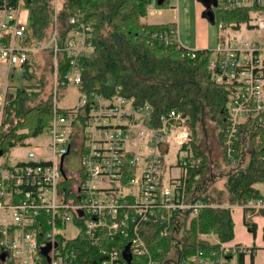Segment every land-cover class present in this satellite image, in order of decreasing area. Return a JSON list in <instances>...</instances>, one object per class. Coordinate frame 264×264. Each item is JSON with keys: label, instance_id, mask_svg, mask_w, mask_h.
<instances>
[{"label": "built area", "instance_id": "built-area-1", "mask_svg": "<svg viewBox=\"0 0 264 264\" xmlns=\"http://www.w3.org/2000/svg\"><path fill=\"white\" fill-rule=\"evenodd\" d=\"M216 8L219 38L208 49L209 68L226 91L221 132L232 159L242 126L264 119V0H218ZM233 11L248 17L221 18ZM29 17L26 0H0V61L8 67L29 61ZM70 23L63 46L57 29L50 41L55 82L48 127L18 144L28 146L24 159H6L0 148V264H159L146 238L150 224L161 225L162 237L175 235L206 206L186 199L190 171L204 161L192 147L191 118L175 108L157 113L121 87L81 94L76 105L62 108L58 88L79 89L83 65L95 50L94 22L72 16ZM156 36L183 46L178 28ZM197 50L183 56L195 58ZM62 53L68 68L61 77ZM172 145L181 173L167 177ZM242 206L251 220L264 201L251 198ZM199 238L212 249L194 252L188 264H237L240 253L251 252L214 231Z\"/></svg>", "mask_w": 264, "mask_h": 264}, {"label": "trees", "instance_id": "trees-1", "mask_svg": "<svg viewBox=\"0 0 264 264\" xmlns=\"http://www.w3.org/2000/svg\"><path fill=\"white\" fill-rule=\"evenodd\" d=\"M152 2L57 0L56 8V0H26V7L30 11L26 45L33 52L34 47L48 44L53 54L54 47L50 41L55 29L58 44L63 46L72 29V16L93 21L95 50L83 65V81L79 87L81 94L93 90L110 94L121 87L126 96L137 102L152 103L157 113L175 108L190 116L194 136L192 147L204 161L198 169L190 171L186 199L189 202H202L206 206L190 219L189 226L187 221L183 223L179 262L188 264L187 259L194 252L212 249L199 238L200 234L214 231L223 241L234 237L230 206L242 205L251 198L264 201V194L256 187V184L264 183V119L257 118L242 126L232 159L226 156L224 149L226 164L234 167L224 187L200 191L202 178L208 173L209 156L198 147L197 128L212 120L220 127L223 141L221 131L225 125L226 91L213 79L209 68L210 50H197L195 58L183 56V51L189 48L177 43L167 44L156 36L177 30L175 22L148 24L143 21ZM157 6H168V0L161 5L157 3ZM247 17V14L239 11L221 16L225 21L244 20ZM67 68L66 56L62 53L59 67L61 77ZM36 96L37 92L28 94L25 88L20 87L15 99L4 105L3 111L8 113L7 120H10L9 129L1 130L0 134V148L4 152L40 135L48 127L52 117V98L30 106L26 104L27 100ZM258 134L262 135L259 142L256 140ZM245 222L250 231L256 233L255 223L247 218ZM160 228L158 223L150 224L146 238L159 264H168L166 256L173 248L171 239L174 235L162 237ZM237 264H245V253L238 255Z\"/></svg>", "mask_w": 264, "mask_h": 264}, {"label": "rangeland", "instance_id": "rangeland-1", "mask_svg": "<svg viewBox=\"0 0 264 264\" xmlns=\"http://www.w3.org/2000/svg\"><path fill=\"white\" fill-rule=\"evenodd\" d=\"M55 5L57 8V0ZM172 5L176 6V12L173 10L175 7ZM153 8L156 10H164H162L160 14L158 11H156L155 15L149 13L150 15L148 14L143 20L146 23L153 24L176 22L179 39L186 48L191 49V43L195 44L199 38L206 39L207 46L210 50L218 46L219 31L217 22L215 20V22L212 23L205 17L207 8L199 0H169L168 6L160 8L157 6L156 0H153L152 9ZM212 9L215 12L217 11L215 6H213ZM200 18L202 21H200ZM31 51L33 52H29V65L22 68L16 65L8 67L5 63L0 61V114L3 108V98L5 97L4 105L12 99H15L20 87L25 88L28 94L37 92V96L34 97V99L31 98L26 101V104L29 106L41 101H47L50 97L52 98L55 82L54 53L52 54V50L49 48L48 44L37 48L34 47ZM5 88L6 94L4 95ZM58 92V99L62 108L73 107L78 103L81 96L80 90L74 86L66 88L60 87L58 88ZM7 114V112L3 111L2 122L5 121L6 124L0 125V130L2 131L8 130L10 127V120H7L9 119ZM196 138L198 147L209 156L208 173L202 178V183H200V189L202 190L200 191L224 187L223 185L228 174L234 167L228 166L223 158L224 142L221 141L220 127L216 122L208 120L204 125L197 128ZM37 141H40V139ZM35 144L36 143H34V145ZM27 151L28 146L16 145L8 149L4 157L6 159L9 158V160H16L17 158L24 159ZM165 159L168 165V173L166 176L180 175L181 172L176 167V150L173 145ZM171 164L173 166H170ZM261 185H263L264 188V183ZM183 236L184 231L180 229L171 239L173 248L166 256L168 264H178L179 248Z\"/></svg>", "mask_w": 264, "mask_h": 264}, {"label": "crops", "instance_id": "crops-1", "mask_svg": "<svg viewBox=\"0 0 264 264\" xmlns=\"http://www.w3.org/2000/svg\"><path fill=\"white\" fill-rule=\"evenodd\" d=\"M169 2V0H168ZM157 3V0H156ZM153 4V2H152ZM152 4L149 8L148 14H156L162 13L164 9H152ZM173 10L176 12L177 8L175 5ZM201 7V6H200ZM149 14V15H150ZM148 16V15H147ZM146 16V17H147ZM144 17L143 19H145ZM144 21V20H143ZM200 21L202 19L200 18ZM145 22V21H144ZM146 23V22H145ZM148 23V22H147ZM170 23V22H169ZM176 23V22H175ZM153 24V23H148ZM219 38V37H218ZM191 49H209L206 39H198L195 44L191 43ZM4 95L6 94V88L4 90ZM4 101L5 97L3 98V108L0 114V123L2 122L3 118V110H4ZM263 183L256 184V187L260 189V191L264 194ZM232 219L234 222V237L231 240H228L231 244H240L244 247H247L251 250V252L245 254V264H264V211L258 212L252 215L251 221L256 225V233L250 231L248 226L246 225V211L242 205H232L230 206Z\"/></svg>", "mask_w": 264, "mask_h": 264}, {"label": "water", "instance_id": "water-1", "mask_svg": "<svg viewBox=\"0 0 264 264\" xmlns=\"http://www.w3.org/2000/svg\"><path fill=\"white\" fill-rule=\"evenodd\" d=\"M165 0H157V3L159 5H161ZM200 2L203 3V5L207 8V11L205 12V17L212 23L215 22V13L212 9L213 6H217L218 5V0H199ZM2 154V151H0V155ZM125 256L126 258L130 259L131 255H130V251L129 249H127L125 251Z\"/></svg>", "mask_w": 264, "mask_h": 264}]
</instances>
